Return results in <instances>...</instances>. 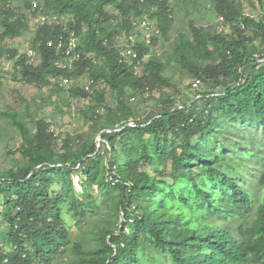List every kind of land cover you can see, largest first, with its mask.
I'll list each match as a JSON object with an SVG mask.
<instances>
[{
	"label": "trees",
	"instance_id": "trees-1",
	"mask_svg": "<svg viewBox=\"0 0 264 264\" xmlns=\"http://www.w3.org/2000/svg\"><path fill=\"white\" fill-rule=\"evenodd\" d=\"M206 1L220 30L189 22L159 56L171 0H37L35 12L32 0H0V62L13 78L38 88L60 75L92 80L69 89L85 103V132L56 133L28 106L0 109V141L7 130L17 140L0 167V264H264V170L245 184L249 161L264 167L253 132L264 131V14ZM37 12L60 23L37 24L32 61L7 42ZM143 18L158 30L148 45L131 25ZM70 31L81 56L65 72L46 42ZM117 37L137 52L132 63ZM172 62L198 88L180 91L165 74Z\"/></svg>",
	"mask_w": 264,
	"mask_h": 264
},
{
	"label": "rangeland",
	"instance_id": "rangeland-1",
	"mask_svg": "<svg viewBox=\"0 0 264 264\" xmlns=\"http://www.w3.org/2000/svg\"><path fill=\"white\" fill-rule=\"evenodd\" d=\"M14 8H18L23 0H14ZM37 2V0H32ZM183 0H171L173 6V27L169 34L168 41H160L157 46L153 48V51L159 56L169 55L170 44L179 31H187L188 23L193 22L196 26L207 27L211 33H215L220 30L221 26L219 19L211 12V8L208 7L206 0H186L187 5H182ZM240 6L244 13L251 16H259L264 14V0H239ZM18 4V5H17ZM28 16L27 30L23 31L21 36L13 41L7 42L9 46L18 48L19 53H23L28 48L29 42L34 35V29L37 26V17ZM11 62L3 59L0 62V109L13 110L23 112L25 107L28 106L29 111L44 117L52 124V129L56 133H69L75 134L85 132L88 127L79 114V109L83 106V100L78 99L77 104L71 105L68 101L64 103L65 95H59L54 89V83L48 86L38 88L32 85H26L13 78L11 75ZM175 62L171 63V66L166 70L165 74L172 77L173 81L177 83L178 89L183 91L186 86L191 82L188 77L179 81V74L176 70ZM86 83V79L80 78L76 81V85H83ZM66 98V97H65ZM152 108V104L142 106L137 111L139 116L148 112V109ZM3 123L0 121V126ZM257 138L264 140V131L254 130ZM100 138H96V143L99 145ZM17 145V140L14 138V134L11 130H7L2 135L0 141V167H6L9 163L2 153L7 150H13ZM264 151V148H263ZM251 160V159H249ZM248 171L246 177L248 178L245 184H249L253 175L260 174L264 167L258 162V159H252L247 163ZM78 175L73 177L74 186L77 192L80 191V184L78 182ZM96 193V192H95ZM64 216V215H63ZM65 217V216H64ZM69 225H72L68 217L65 218ZM76 228L73 227V236L76 234ZM59 260H62L59 258Z\"/></svg>",
	"mask_w": 264,
	"mask_h": 264
},
{
	"label": "built area",
	"instance_id": "built-area-1",
	"mask_svg": "<svg viewBox=\"0 0 264 264\" xmlns=\"http://www.w3.org/2000/svg\"><path fill=\"white\" fill-rule=\"evenodd\" d=\"M209 7V5H208ZM37 9V3L33 2L31 6V11L35 12ZM60 23V19L58 16L53 14H45L41 12H37V24L39 26L44 25H54L57 26ZM133 28L141 31L143 39L146 44H150V38L154 37L158 34V30L155 28L153 22L149 21L147 18L136 19L131 22ZM120 57L126 62H133V60L137 59V52L124 44V39L122 37H117ZM133 42V40H132ZM79 40L75 36L73 31H70L67 36L59 35L57 37H53L46 42V47L54 50L57 58L54 60V66L62 71L70 72L74 69L76 63L80 60L81 52L78 49ZM20 54V53H19ZM26 56L35 61V53L32 49L27 48L25 51ZM139 62L137 61V65ZM80 78H69L63 75L58 76L57 78H53L51 81L57 85V87L64 90V95L67 101L71 105H75L78 102L77 97H72L69 93V89L76 85V81ZM92 80L86 81L83 85H77L79 88L87 89ZM200 85V81L195 79L191 83L192 89L198 88ZM131 125V124H129ZM113 185L114 183L111 182ZM81 190V189H80Z\"/></svg>",
	"mask_w": 264,
	"mask_h": 264
},
{
	"label": "water",
	"instance_id": "water-1",
	"mask_svg": "<svg viewBox=\"0 0 264 264\" xmlns=\"http://www.w3.org/2000/svg\"><path fill=\"white\" fill-rule=\"evenodd\" d=\"M114 131H118V130H114ZM98 138H99V136H98Z\"/></svg>",
	"mask_w": 264,
	"mask_h": 264
}]
</instances>
